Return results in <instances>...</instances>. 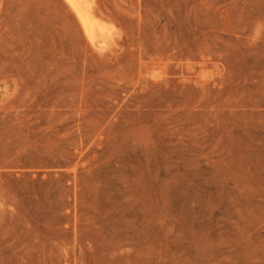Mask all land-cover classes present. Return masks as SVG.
<instances>
[{
    "label": "rangeland",
    "instance_id": "1",
    "mask_svg": "<svg viewBox=\"0 0 264 264\" xmlns=\"http://www.w3.org/2000/svg\"><path fill=\"white\" fill-rule=\"evenodd\" d=\"M89 3L0 0V264H264V0Z\"/></svg>",
    "mask_w": 264,
    "mask_h": 264
},
{
    "label": "bare ground",
    "instance_id": "2",
    "mask_svg": "<svg viewBox=\"0 0 264 264\" xmlns=\"http://www.w3.org/2000/svg\"><path fill=\"white\" fill-rule=\"evenodd\" d=\"M71 7L79 20L87 37L98 44L106 45V38L109 35L108 27L94 16L89 5V0H64ZM102 48V46H101Z\"/></svg>",
    "mask_w": 264,
    "mask_h": 264
}]
</instances>
